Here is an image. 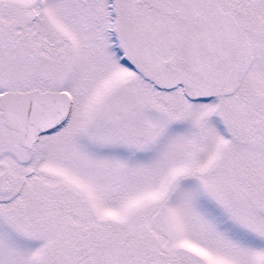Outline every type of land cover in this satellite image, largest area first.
<instances>
[{
    "label": "snow or ice",
    "instance_id": "6c2138e0",
    "mask_svg": "<svg viewBox=\"0 0 264 264\" xmlns=\"http://www.w3.org/2000/svg\"><path fill=\"white\" fill-rule=\"evenodd\" d=\"M0 264H264V0H0Z\"/></svg>",
    "mask_w": 264,
    "mask_h": 264
}]
</instances>
